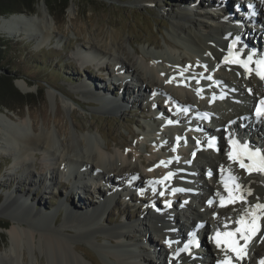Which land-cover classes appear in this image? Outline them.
I'll return each mask as SVG.
<instances>
[{
    "label": "bare ground",
    "instance_id": "6f19581e",
    "mask_svg": "<svg viewBox=\"0 0 264 264\" xmlns=\"http://www.w3.org/2000/svg\"><path fill=\"white\" fill-rule=\"evenodd\" d=\"M193 1L198 2L197 6H199V9L195 11L197 13L194 15L188 10H183L182 6L190 4L192 1L172 2L176 5L173 9H181L182 7V12H175L172 10L175 16L174 20L170 23L171 30L169 33L173 39L171 41L164 40V43L171 48L175 49V47H180L187 51L189 53L188 57L172 55L173 53L170 52V50L168 51V49L159 50L155 53H147L144 49V51L142 50L145 53L144 57H142L143 55H137L134 49H130L131 52L134 53L132 54L133 58L120 57L118 54L119 52H117L119 51L118 45H113L111 41L100 38L91 43L87 42L86 46H82L83 49H89H80L77 52V59L81 65L80 67H84L87 63L91 62L96 63V66H101L103 65L102 61L104 59H115L119 66L118 70L123 68L126 70L125 74L119 77V82L122 83L127 75L132 76L137 81L133 85L137 90L133 89L146 96V98H143L145 102L147 98H150L149 96L152 95V92H155L160 93L159 95L163 94L172 97V99H176L180 103L197 104L200 109L211 111L218 125H224L233 132L238 130V127L241 125L240 123L244 122L246 118L251 115L255 101L260 98L261 93L264 94V79L260 80L256 76L251 62L246 63L247 68L244 66L245 64H233L230 66L222 63L221 56L223 54L222 50L224 45H222L223 47L221 46L223 43L221 42V36L223 34L221 33L222 35H219L218 28H224V24L219 22L225 15L223 9L228 6V1H232L223 0L219 5L208 3L207 6L204 5L205 0ZM238 1L241 2V0ZM238 1L234 0L233 6L231 7L234 14L238 13L234 12L233 9L234 4L239 3ZM157 2L163 4L160 0H157ZM256 2V11L264 13V0H256ZM155 6L161 8L156 4ZM184 9L186 8L184 7ZM74 10L75 2L71 0V4L68 6L67 11L69 14H73ZM245 10L244 8V11ZM167 11H169V9H167ZM248 13H251L249 8ZM191 15H193V17H190ZM258 22H261L260 19H258ZM54 24L53 17L43 8L39 9V13L15 12L12 14L10 13L9 16L0 15V34L12 39H19L21 37L35 38L37 43L40 42L39 44H41L42 41H46L52 36ZM228 28H231V31H228V34H226L224 38H228L229 40L231 35L239 33L243 41H238L236 45L241 48L243 43H248V47L244 49L246 52L251 51L253 47H255L252 46L253 44L257 45L249 38L248 34L245 35V32L242 33L238 31L235 26ZM223 31H225V28ZM156 45H158V43H156ZM201 56H205V59H212V63L206 61V64L214 78L218 81L217 85L209 87L207 93H199L196 90V86L194 87L192 84L183 87L178 81L166 75L169 71V67H165L164 63H172L171 67L176 70L178 69L176 68L178 64L176 62H179L180 59L194 61L202 58ZM258 57L259 56H256V58ZM218 66L225 68V73L223 72V75L219 74V70L222 71V69L218 68ZM227 66L231 68H227ZM175 70L170 72L173 73ZM202 74L201 71L193 74V76H195L193 84L196 83L197 77ZM204 82L208 83L206 80H204ZM125 84L124 86L126 87L123 93L127 94L126 96L135 92L129 90V87H127L128 83ZM198 84L199 83H196L195 85ZM16 85L23 93L32 89L24 79L17 80ZM103 85H106V83L100 84V88L95 85L93 86L94 88H91L86 81H81L74 84L73 87L86 101L98 102L101 107H105V104H108V110L114 109L115 107V110L120 107L123 110H130L137 104V101L134 99L127 100L122 90L117 94H113L111 90H105V88L102 87ZM228 87L230 91L233 90L231 93L236 94L232 95ZM120 93L125 97L124 99H120ZM217 93H223L221 101L211 98V95L214 96V94ZM48 94L50 99L56 100V96L52 92H48ZM198 98H204V100H199ZM59 102L68 110L71 109V104L74 103L68 102L64 97H61ZM113 102H115V106L112 105ZM163 113L165 116L169 117V113ZM249 118L255 121L260 118L264 121V117L258 118L255 115L249 116ZM184 119L187 118L184 117L182 121ZM160 123H163V121H160ZM81 126L83 125L74 129H81ZM150 126L152 129L154 128V125H149V127ZM160 126H162V124H160ZM164 129L169 132L171 140H173L174 136L179 132L178 129H170L168 126H165ZM75 130L70 132V136H63L65 140L61 142L60 132L58 128H56V123L53 124L51 128L48 126L36 128L30 117L17 121L0 113V155H6L5 157L12 159L11 166L16 172H14V177L18 178V183L22 182L32 185L38 182L43 188L47 189L49 187L43 182L51 183L55 176H63L68 181L72 180L73 184H76V186L78 185L77 189H75V187L72 188L78 195V199L81 200V194H83V196L85 195L88 197L86 198L84 196L83 199H88L90 201L89 195L92 194V191H90L91 187L86 184L84 178L92 173L97 176V182H94L93 178L89 177L94 189L97 186L98 190L102 189V193L99 191L97 192V198L99 197V199L94 200L97 202H95L94 205L92 203L93 206L91 207L84 205V203L80 205L71 204V202L64 198L61 203L57 204L56 207L54 209L52 208L50 211H43L42 209L43 212H41L40 210L33 211L32 208L28 209L32 211V214L28 212L26 216H28L31 221L27 220V218L12 219L14 222H12L7 229V246L3 251H0V264H44L42 261L40 262L37 260L35 248L38 249L39 253L44 252L45 257L42 259L46 264H97L91 256L87 255L85 252L79 251L75 246H72L71 241L72 238H82L90 241L94 238L97 240L99 237L114 241L110 245L97 244V246H95L98 253L100 251L102 255L110 259L112 264H155L151 254L148 253L151 252L148 251V249L152 247L153 239L149 234L147 238L143 233V231L148 229L159 237L161 243L166 244V246H159L158 244H154L155 247L153 246L154 252L152 251V253H157L156 258H161L158 264H168L171 257L183 256L181 255L183 249L179 248L175 250L174 245L168 242V240L172 239V235H179L177 229L179 231L185 228L186 225L181 222L175 211L162 208L160 206L161 204H158V211H156L155 208L153 209L155 211V213H153L149 208H153V206L157 205L153 202L149 203L148 201L147 206L150 205V207L146 209V212L143 211L133 224L125 222L124 219L123 222L115 227H105L102 225V217L105 213L106 206L114 201V197L116 198V193L114 191L110 188L102 187V185H105L101 184L102 181L106 184H115L116 181L126 182L128 184L124 186L128 188L136 185L139 186V182L140 185L143 186L142 182L147 184L151 181L154 171L158 173V176H163L168 189L177 190L180 189L181 177L178 172V166L175 163L166 164V162H164L165 160L163 162L160 161L161 157L152 156V153L150 155H145L144 159H142L140 155H138L139 151L136 147L126 149L129 143L116 142L117 150H114L107 143H103L101 135L98 137L95 133L92 134L91 132L79 134ZM263 146L264 132L261 137H259V140H255V143L251 142L252 152L261 148L260 154L264 155ZM121 148H123L122 151ZM221 148V152H219L218 156L213 155V153L208 150H203L198 153L194 162H189L187 159V163L190 167L195 168L193 171L196 174H199L197 162H202V160L205 159L208 161L206 168L204 167L205 169L202 172L203 175L200 176L201 184L205 190L201 196V200L204 202H206V200L208 201L209 194L213 197H217L221 195V192L222 195H224L227 192L224 191L226 189L225 185L227 184L229 192L234 191L233 189L235 186L239 185L236 193L238 191L241 192V197L243 196V199H241L242 202L237 203L234 206V210L233 207L228 208L229 210L226 214H230V218L224 221L221 219L215 221L214 218L198 215V213L195 212L194 208H192V201L195 195L186 189L185 192L190 197V205L185 207L184 210L192 214L193 217L186 218L185 221L189 223L191 227H194L196 220L202 222L207 220V226H211L212 229L217 230L216 232L210 233L207 240L201 242V245L207 248V254L204 255L206 259L205 264H221L229 260L238 261V264H257L258 260L264 256V241L260 239L261 236H264V217L259 221L261 232L249 243L246 249L247 254L242 259L237 257L236 253L231 250L229 240L235 239L239 245H243V240L240 234L236 232L237 228L230 226L228 221H230V219L237 221L241 218H247L249 213L253 211L259 214L260 210L256 209L255 206L264 204V172H247L241 170L237 166L236 159L230 158L229 154L225 153L226 148L224 143H221ZM152 149L159 150L157 146ZM41 153H43L44 165L40 168V174L42 177L44 176L45 179L37 180L31 172V161L33 157L35 158ZM180 154L182 155L184 152L181 151ZM188 155L189 152L186 153V157H188ZM244 158L247 160L246 155ZM148 165H153V167L148 169ZM208 169L214 171V176L210 181H207L204 177ZM64 171H67L68 174H64ZM75 172H77V175L74 174ZM80 174L81 177H78ZM229 178H234L233 182L225 183V180ZM189 179L191 178L187 177L188 181ZM1 181L2 179L0 180V186H5V183ZM209 183H211L210 187ZM119 185L122 184L120 183ZM56 188V186H53V189ZM5 194V199L0 206V212L2 213L14 214L24 210L23 207L26 208L25 210L27 211V208L32 205L27 194H17L14 190L10 192L7 191ZM139 195H142V193L140 192ZM128 197L129 196H127V198ZM176 197L174 202L175 205L178 206L183 202L181 201L182 199L179 200V196ZM83 206H86V208L84 209ZM59 208H63L64 210H66V208L67 210L70 209L71 217L65 220L71 223L70 228L73 231L71 238L62 231H56L49 227L51 224L50 218L55 217ZM25 210L24 213H26ZM223 213L224 210L218 211V214L221 216ZM3 224L5 225L6 223L3 222ZM134 224L138 227H135ZM229 228H234L232 233H235V236L231 238L225 235ZM126 229L131 231L133 239L127 238ZM224 231H226V233H224ZM98 232H103V234H99ZM219 232L221 234H219ZM217 239H219V244L217 243ZM183 241L184 240H182L180 245ZM138 248L144 254H140L137 251ZM173 253L177 254V256H174Z\"/></svg>",
    "mask_w": 264,
    "mask_h": 264
},
{
    "label": "rangeland",
    "instance_id": "374dc122",
    "mask_svg": "<svg viewBox=\"0 0 264 264\" xmlns=\"http://www.w3.org/2000/svg\"><path fill=\"white\" fill-rule=\"evenodd\" d=\"M174 1L178 3V1L184 2L185 0H160L164 5L159 4L157 0H74L75 10L73 14H69L67 8L71 4V0H68L69 4L63 12H61L58 4H51L50 0H37L33 10L21 13H39V9H46L55 22L53 34L48 40L42 41L41 44H39L40 42L37 43L36 40H31V38L12 39L0 34L8 40V47L4 49V60L8 63V67L6 66L1 72H4L7 76L16 77L13 83L17 90L19 88L15 86V83L21 79L26 80L32 88L25 93L19 90L23 95L29 94L30 97L26 99L7 98L3 93V89H0V99H2L0 100V113L17 121L30 117L36 128L40 126L51 128L56 123V128L60 132L61 142L65 140L63 136H70V132L74 131V128L83 125L81 129H76L75 131L79 134L95 133L98 137L101 135L103 143H107L114 150H117L116 142L129 143L126 149L136 147L139 151L138 155L144 159L145 155H150L151 152L149 153L143 148L145 140L142 137L134 138V136L138 134L137 123L152 122V119L149 118L148 110L151 105L139 101L140 103L137 102L130 110H123L121 107L117 110H115L116 107L108 110V104H105V107H101L98 102L84 100V97L74 90V84L86 81L91 88H94V85L100 88V84L107 83L104 77L106 73L117 71V63L115 59H104L102 62L106 61V68L103 71L98 72L96 70V63L87 65L83 71L77 59V50L82 49V46H86L87 42L91 43L96 41V39L102 38L111 41L113 45H118L119 51L117 52H119L120 57L131 58L132 54H134L131 52L133 49L137 52V55H143L142 57L145 56L144 49L147 53L168 49V51L170 50L173 53L172 55L178 57L188 56L189 53L187 51L177 47L175 49L171 48L164 43V40L171 41L173 39L169 33L171 30L170 23L175 16L172 10L182 12L181 9H173L176 6L173 4ZM155 4L161 8H158ZM191 13L194 15L197 12L192 10ZM9 14L2 16H9ZM193 15L190 17H193ZM133 81L134 83L137 82L134 78ZM133 85V83H129L127 87H131V91L134 92L135 88ZM113 86L115 87L112 88L106 84L102 87L107 91L111 90L113 94L121 91V87L118 85ZM125 87L122 88V93ZM48 92H52L56 96V100L50 99ZM122 93L120 99L125 98ZM123 95L126 96L127 94L123 93ZM61 97L66 98L68 102H74L71 104L70 110L65 109L61 105L59 102ZM152 102L153 105H161V100L156 102L155 99ZM114 103L112 105L115 106ZM5 156L0 155V178L2 179L1 182L5 183V186H0V206L5 199V192H10L11 190L16 191L17 194H27L33 206H29L27 211L23 207L26 213H24V210L14 214L0 212V251H3L7 246V229L14 222L12 219L27 218V220L31 221L26 216L28 212L32 214V211L28 209L32 208L33 211L40 210L41 212L50 211L61 203L64 198L71 204L80 205L84 203V205L91 207L97 202L94 201L98 199L97 192L102 193V189L98 190L91 187L90 191H92V194L89 195L91 200L83 199L85 196L83 194H81L80 200L72 189L74 188L73 182L71 183V180L68 181L65 177L57 179V184L47 189L43 188L38 182L32 185L22 182L18 183V178L14 177L15 171L11 166L12 161ZM31 164V172L34 177L37 180H44V176L42 177L40 174V168L44 165L43 153L35 158L33 157ZM59 180L60 182H58ZM53 186L57 188L53 189ZM75 189L77 188L75 187ZM57 190L58 192H56ZM85 197L88 198L87 196ZM145 203H147L146 200L140 201L138 198L133 201H127L120 197H114V201L105 208L102 225L115 227L123 222L124 219L125 222L133 224L137 221V217L145 211ZM86 206H83V208L85 209ZM70 217V209L59 208L55 217L50 218L51 224L49 227L56 231L60 230L71 238V234H73L70 228L71 223L65 220ZM3 222L6 223V228L2 227L4 225ZM135 227L138 226L135 225ZM125 232L128 239H133L131 231L126 229ZM98 233L103 234V232ZM143 233L147 238L149 234L153 239V245L148 249L151 252L148 253L151 254L153 262L158 264L161 258H156L157 253H152V251L156 244L159 246H166V244L161 243L159 237L150 229L143 231ZM94 239L87 241L82 238H72L71 242L72 246L91 256L97 264H112L110 259L102 255L100 251L98 253L95 246L97 244L110 245L114 241H109L104 237H99L97 240ZM137 251L140 254H144L139 248ZM35 252L37 260L46 264L42 259L45 257L44 252L39 253L37 248H35Z\"/></svg>",
    "mask_w": 264,
    "mask_h": 264
},
{
    "label": "snow or ice",
    "instance_id": "6c2138e0",
    "mask_svg": "<svg viewBox=\"0 0 264 264\" xmlns=\"http://www.w3.org/2000/svg\"><path fill=\"white\" fill-rule=\"evenodd\" d=\"M249 60H251V57H249ZM257 64L258 67L256 74L260 76L261 79H264V61H258ZM244 66L247 68V64ZM256 115L258 118L264 117V99H261L259 105L256 107ZM245 155L247 156L248 163L244 162ZM229 157L232 159H239L240 166L249 172H264V155H261L259 150L252 152L245 146L243 150L237 152L235 155L233 153H229ZM225 187L227 188V184ZM235 187L238 189L239 185H236ZM236 199H243V197H240L239 195L233 196L230 191L229 202H234ZM255 207L260 210L259 214L256 211H253L249 213L247 218H241L238 222L241 227L237 228L236 232L240 234V237L243 240V245H239L235 239L229 240L231 250L241 259L246 256V249L249 243L252 242L253 239L261 232V225L259 221L262 217H264V204H258ZM225 235L231 238L235 236V233H226ZM260 239L261 241H264V236H261ZM217 243L219 244V239H217ZM224 264H230V261H225ZM259 264H264V258L261 259Z\"/></svg>",
    "mask_w": 264,
    "mask_h": 264
},
{
    "label": "trees",
    "instance_id": "16d2710c",
    "mask_svg": "<svg viewBox=\"0 0 264 264\" xmlns=\"http://www.w3.org/2000/svg\"><path fill=\"white\" fill-rule=\"evenodd\" d=\"M14 3H16L14 5ZM37 3V0H0V14L6 15L9 13L15 12H26L33 10L34 5ZM51 4H58L63 12L68 6V0H50ZM8 40L4 36H0V89H3V93L7 98L22 99L30 97L28 95H23L14 87V80L16 77H10L1 72V70L8 67V63L4 60V49L8 47ZM2 100V99H0ZM5 227V226H3Z\"/></svg>",
    "mask_w": 264,
    "mask_h": 264
},
{
    "label": "water",
    "instance_id": "95a60500",
    "mask_svg": "<svg viewBox=\"0 0 264 264\" xmlns=\"http://www.w3.org/2000/svg\"><path fill=\"white\" fill-rule=\"evenodd\" d=\"M0 15L2 16L3 14H0ZM0 36H3V35H0ZM15 86L17 87L16 83H15ZM17 88H18V87H17ZM3 226H5V225H3ZM3 226H2V227H3ZM4 228H6V226H5Z\"/></svg>",
    "mask_w": 264,
    "mask_h": 264
}]
</instances>
